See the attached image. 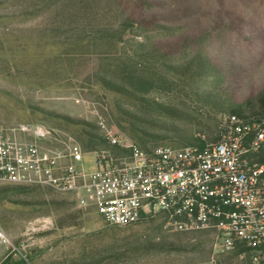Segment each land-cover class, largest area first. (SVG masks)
<instances>
[{"label":"rangeland","instance_id":"374dc122","mask_svg":"<svg viewBox=\"0 0 264 264\" xmlns=\"http://www.w3.org/2000/svg\"><path fill=\"white\" fill-rule=\"evenodd\" d=\"M263 91L264 0H0V124L44 125L50 146L97 148L101 123L149 148L215 140ZM1 230L0 264L244 263L212 232L108 225L46 188L0 184Z\"/></svg>","mask_w":264,"mask_h":264},{"label":"built area","instance_id":"2783aa9c","mask_svg":"<svg viewBox=\"0 0 264 264\" xmlns=\"http://www.w3.org/2000/svg\"><path fill=\"white\" fill-rule=\"evenodd\" d=\"M100 126L103 145L89 151L74 140L50 146L59 140L44 125L0 124V184L71 195L108 225L160 218L179 232H212L217 250L264 264V117L226 114L215 140L150 149Z\"/></svg>","mask_w":264,"mask_h":264},{"label":"trees","instance_id":"16d2710c","mask_svg":"<svg viewBox=\"0 0 264 264\" xmlns=\"http://www.w3.org/2000/svg\"><path fill=\"white\" fill-rule=\"evenodd\" d=\"M258 100L260 102V107H259V111H255V109L253 108V104L249 101L246 103L245 106H236V107H232L230 110H229V114L231 113H236L240 116H244L246 118H249V117H254V118H260V117H264V91L261 93V95L258 97ZM246 107H248V110H249V114L248 115H244L242 112L245 111ZM200 143V140L198 141V143L196 144H199ZM96 142L94 141H90L88 144H87V147H86V150H89V151H93V150H97L98 148H100L102 145H103V142L102 140L100 139L99 142L97 143L99 146L97 148H94L92 147L93 145H95ZM140 145V144H139ZM164 145H167V144H164ZM141 147L145 148V149H150L149 147H146V146H142ZM85 149V148H84ZM260 160L264 161V153L261 155L260 157Z\"/></svg>","mask_w":264,"mask_h":264}]
</instances>
